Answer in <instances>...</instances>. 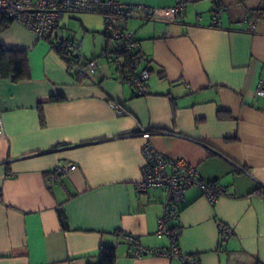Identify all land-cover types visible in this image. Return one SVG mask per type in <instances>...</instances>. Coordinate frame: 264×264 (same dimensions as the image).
<instances>
[{"label":"crops","instance_id":"1","mask_svg":"<svg viewBox=\"0 0 264 264\" xmlns=\"http://www.w3.org/2000/svg\"><path fill=\"white\" fill-rule=\"evenodd\" d=\"M121 1L184 4L177 16L150 18L141 8L124 22L149 70L142 95L106 60L113 44L97 13L80 12L84 36H103L82 60L79 50L82 63L98 64L84 66L81 82L48 40L16 21L0 30L1 45L27 52L30 76L0 79V264H95L103 244L115 247L114 264H183L136 256L122 237L134 235L143 248L171 243L156 235L168 190H134L139 132L151 129L159 130L149 138L157 151L185 159L228 192L211 202L185 190L168 222L180 229L179 250L194 264H264V96L255 89L264 80V18L252 15L264 0ZM72 15L62 16L56 35L76 36ZM58 162L76 168L54 180ZM220 224L232 233L222 235Z\"/></svg>","mask_w":264,"mask_h":264},{"label":"built area","instance_id":"2","mask_svg":"<svg viewBox=\"0 0 264 264\" xmlns=\"http://www.w3.org/2000/svg\"><path fill=\"white\" fill-rule=\"evenodd\" d=\"M147 10V16L152 18L156 13L161 16L165 11L177 16L184 10L183 3L165 8H150L143 5L126 4L121 0H0V15L9 17L13 21L21 23L29 29L37 39L48 40L50 46H60L68 52H77L79 40L75 36L63 37L56 35L55 31L59 20L65 13H97L101 15L105 31L111 39L112 49L106 52L105 58L116 65L117 71L123 82L133 88L136 95L144 94L146 81L149 79V70L146 66L145 58L136 61L130 71L129 67L123 66L119 53H135L138 51L139 42L130 30L124 28V22L129 18L132 10ZM221 8L214 6V14L219 13ZM214 22L216 18L214 17ZM248 30H255L253 17L246 16ZM52 47V46H51ZM87 68L95 70L98 67L97 61L85 60ZM121 62V63H120ZM256 93L264 96V80L259 79L256 84ZM117 113H120L117 109ZM158 131L146 130L140 132L144 137L141 146L143 162L140 166V176L135 183V192L145 193L149 188H165L168 190V197L164 202L163 216L158 220L156 235L158 237L167 236L171 243L168 247L143 248L139 240L130 233L123 234L122 237L133 248L136 256L145 254H155L169 258L179 259L183 264H194L193 258L179 250L178 236L180 229L172 228L168 222L178 214L177 206L185 201V190L187 188L199 189L209 201L215 202L217 198L228 194L224 187L219 186L215 181L205 180L200 177L194 166L189 165L185 159L169 157L157 151L150 143V135ZM236 168L242 169L235 164ZM76 168V164L69 162H58L52 168L53 179L58 180L65 172ZM222 235L231 234L232 229L225 224L219 225Z\"/></svg>","mask_w":264,"mask_h":264},{"label":"trees","instance_id":"3","mask_svg":"<svg viewBox=\"0 0 264 264\" xmlns=\"http://www.w3.org/2000/svg\"><path fill=\"white\" fill-rule=\"evenodd\" d=\"M252 15L255 18H264V8H258L252 12ZM0 30L5 28L9 22L13 21L11 18L4 17L0 15ZM106 36L108 34L105 31ZM108 39L111 42L110 37ZM80 45V44H79ZM52 49L56 51L59 56L68 64L70 72L73 74L75 79L78 82H81L86 76L84 73V66L87 64L86 61H80L79 50L77 52H68L64 49H61L60 46L51 45ZM109 50H107L108 52ZM119 57L123 66L129 67L130 71L134 65V63L142 56L139 51L135 53H119ZM90 59H87V61ZM92 60V59H91ZM120 62V63H121ZM147 66V63H146ZM29 69L27 64V52L24 49H16L12 47H6L0 44V79L4 78H12L15 80H23V78H29ZM134 93V92H133ZM135 94V93H134ZM136 95V94H135ZM51 99L60 101L62 100V96H51ZM40 121L43 123V113L40 111ZM151 131H156L152 130ZM140 133V132H139ZM262 195L264 197V189H261ZM97 262L95 264H114L116 260L117 253L115 252V247L108 245H101L97 250Z\"/></svg>","mask_w":264,"mask_h":264},{"label":"rangeland","instance_id":"4","mask_svg":"<svg viewBox=\"0 0 264 264\" xmlns=\"http://www.w3.org/2000/svg\"><path fill=\"white\" fill-rule=\"evenodd\" d=\"M72 19L69 21V28L72 30V32L76 33V38L79 40L80 46V55H81V60L84 58V55H91L94 52V48L98 46V40L99 37H103L100 34H96L95 38L91 37V35L84 36L85 31H83L82 26L80 25V18H81V13H73ZM68 28V29H69Z\"/></svg>","mask_w":264,"mask_h":264}]
</instances>
